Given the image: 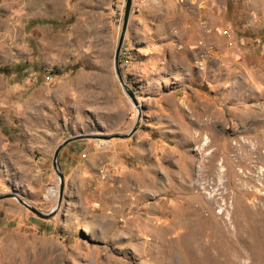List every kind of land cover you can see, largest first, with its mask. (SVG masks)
<instances>
[{
    "label": "rangeland",
    "instance_id": "374dc122",
    "mask_svg": "<svg viewBox=\"0 0 264 264\" xmlns=\"http://www.w3.org/2000/svg\"><path fill=\"white\" fill-rule=\"evenodd\" d=\"M122 1L0 0V264H264V0H133L139 114Z\"/></svg>",
    "mask_w": 264,
    "mask_h": 264
},
{
    "label": "water",
    "instance_id": "95a60500",
    "mask_svg": "<svg viewBox=\"0 0 264 264\" xmlns=\"http://www.w3.org/2000/svg\"><path fill=\"white\" fill-rule=\"evenodd\" d=\"M132 2H133V0H126V2H125V6H124V9H123V13H122L121 27H120V32H119L120 36H119V40H118V43H117V47H115V51H114L113 66H114V72H116V75H117L119 81L122 84L121 86H122L123 90L128 95L131 104L137 110L138 109V105L136 103L134 95L127 88L126 83L124 82V80L122 78V74H121L119 66H118L119 49H120V47L122 46V43H123V39H124V35H125L124 31H125V28H126L127 19H128V15H129V10L131 9ZM137 111H138V114H139V110H137ZM134 128L135 127H133L131 129V131L128 133L129 135L134 132ZM123 136H125V135L112 134V135H109V136H106V137L104 136L101 139L109 138V137H123ZM85 137H90L91 138V136H89V135L72 136V137L67 138L65 141H63L61 144H59L55 148L56 150H55L54 155H53L52 167H53L54 174L57 177L58 187H59V189H58V197L59 198H58V201H57V205H58L59 199L62 196L63 189H64L62 175L58 172L57 167H56V160L58 158V155H59L60 151L63 149L62 147H64L66 145V143H68L70 141H73L75 139H81V138H85ZM14 199L17 201V203L19 205H21L22 207L26 208L28 211L32 212L38 218H42V219L43 218H48L49 216H52L54 214L56 208H57V205H56L55 207L51 208L47 213H42L39 210H37L36 208H34L33 206H30L29 204L27 205L26 203H24L20 199H16V198H14Z\"/></svg>",
    "mask_w": 264,
    "mask_h": 264
},
{
    "label": "bare ground",
    "instance_id": "6f19581e",
    "mask_svg": "<svg viewBox=\"0 0 264 264\" xmlns=\"http://www.w3.org/2000/svg\"><path fill=\"white\" fill-rule=\"evenodd\" d=\"M55 193H56V190H55V189H52V190H50V191L48 192V194H49L50 196H54Z\"/></svg>",
    "mask_w": 264,
    "mask_h": 264
},
{
    "label": "built area",
    "instance_id": "2783aa9c",
    "mask_svg": "<svg viewBox=\"0 0 264 264\" xmlns=\"http://www.w3.org/2000/svg\"><path fill=\"white\" fill-rule=\"evenodd\" d=\"M122 2H123V3H122V8H123V7L125 6V5L123 6V4H124L126 1H125V0H123Z\"/></svg>",
    "mask_w": 264,
    "mask_h": 264
},
{
    "label": "trees",
    "instance_id": "16d2710c",
    "mask_svg": "<svg viewBox=\"0 0 264 264\" xmlns=\"http://www.w3.org/2000/svg\"><path fill=\"white\" fill-rule=\"evenodd\" d=\"M45 22H50V21H45Z\"/></svg>",
    "mask_w": 264,
    "mask_h": 264
}]
</instances>
